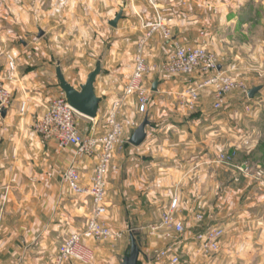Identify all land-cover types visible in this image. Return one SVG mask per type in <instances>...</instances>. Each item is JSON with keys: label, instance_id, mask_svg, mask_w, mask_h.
Masks as SVG:
<instances>
[{"label": "crops", "instance_id": "0c3cea01", "mask_svg": "<svg viewBox=\"0 0 264 264\" xmlns=\"http://www.w3.org/2000/svg\"><path fill=\"white\" fill-rule=\"evenodd\" d=\"M55 1H66L71 9L67 8L65 13L61 12L60 7L53 9L52 17L69 20L74 9L70 4L76 0H52L53 3ZM83 1L86 4L91 0ZM126 1H129L127 3L130 6L128 12L123 9L125 0H100L111 10H123L124 16L117 27H112L114 34L119 36L99 55L103 56V70L96 81L97 94L102 98L98 116L96 119L78 116L79 129L84 134L93 129L101 135L108 130L106 116L112 102L124 94V87L133 71V55L142 37L140 33L143 32L144 22H153L159 12L165 22L170 21L174 38L190 44L186 36L192 28L185 21L188 15L180 4L194 1L202 5L205 0H152L149 4L142 0L140 7L144 15L137 18L131 13L136 8V0ZM210 1L214 4L217 18L232 22L250 20L259 5L263 7L264 13V0ZM41 14H44L43 10ZM192 14L190 18L198 17V13ZM114 18H108V23ZM175 24L179 27H172ZM52 29H57V26ZM155 40L157 37L148 40L145 46L150 66V75L146 76L145 84L152 88L147 112L140 113L135 98L130 97L125 99L121 107L119 118L126 127L123 136L125 144L113 159L114 170L110 172L106 195L109 208L104 220L108 222L112 218L118 226L127 229L149 228L161 222L173 197L178 195L181 200L177 217L183 219L188 228V218L196 220L199 213L205 216L202 196L210 195L212 191L215 194V189L217 202L212 225L222 226L225 233L218 252L214 254V264H224V259H227L226 264H264V176L257 181V171L244 170L243 163L242 172H237L239 168L236 167L229 168L231 172L228 171L226 182L221 180L223 176L220 170L212 168L211 186L205 184V167L212 162V152L221 148L218 138L205 140L203 135L204 129L214 127L216 119L210 114L214 102L212 92L210 89L204 90L196 110L187 109L179 93L186 88L188 80L183 76L162 72L163 58H152L150 54L153 49L156 52L163 51V47L157 45ZM98 59L94 63H86L91 68L78 82L70 77V68L57 61L55 66L42 65L17 74L16 79L9 84L11 103L0 109V264H53L67 232L74 231V225L81 223L84 215V226L86 224L88 214L85 211L90 210L91 198L75 194L62 181L64 170L75 159V149L62 150L31 128L34 120L42 116L50 102L62 93L56 76L57 66L60 65L66 79L78 87L86 81ZM155 83L156 91L153 90ZM262 86L252 100L249 97L245 100L239 98L229 107L233 110L239 106L247 107L251 101L252 106L260 104L262 108H256L264 111ZM253 87L250 86V89ZM233 93L228 95L227 101ZM141 114L143 119L148 116L150 125L146 127L145 141L140 146H134L129 139L143 121L140 119ZM203 119H211L212 125L206 124ZM261 130L254 127L249 140L240 143L228 137L226 145L231 148L239 144L240 156L253 159L260 154L259 148L264 143V130L262 133ZM76 160L82 184L88 188L97 160L89 157ZM222 198L227 204L220 203ZM196 226L193 227L195 232L200 230L199 225ZM121 231L125 233L120 240L123 244H113L101 251L91 248L95 257L92 264H118L131 241L130 233L126 234L123 229ZM145 236L142 232L141 241L144 244L145 240L151 242ZM85 243L92 247L91 241L86 240ZM141 249L145 261L140 259V264L151 262V248L143 246Z\"/></svg>", "mask_w": 264, "mask_h": 264}, {"label": "rangeland", "instance_id": "374dc122", "mask_svg": "<svg viewBox=\"0 0 264 264\" xmlns=\"http://www.w3.org/2000/svg\"><path fill=\"white\" fill-rule=\"evenodd\" d=\"M141 1L142 0H136V8L131 12L132 16L135 18L144 15L143 9L140 7ZM144 1L148 4L152 2V0ZM127 2L129 1L125 0L123 4V9H127L126 12L130 10V6L128 7L129 4ZM180 5L181 9L188 15L185 21L188 23L189 28H192L190 29L191 31H189L190 34L186 36L187 43L201 45L214 53L224 73L237 81L245 83L247 89L250 90V86L264 85V13L262 12L263 9H261L263 7H260V5L257 6L255 14H253L254 17L248 21L235 20V22H232L226 18H217L214 4L210 0H205L202 5L194 1L184 2ZM71 6L74 8L71 11L73 15L71 14V17L67 20L63 18H53L51 15L53 9L58 7H60L61 12L65 13L69 7L66 1H55V3H53L52 0H0V90H7L11 97L9 84L16 79L18 75L42 65L49 66L50 64V66H55L57 61L62 63L66 68H70V77L75 79L76 82L86 76V73L91 68H88L86 63H89V61L90 63L91 61L94 63L101 52L103 50L106 51L111 42L117 38L116 36H119L114 34L115 31L108 23V18H114L119 12V9L117 8L118 11L111 10V7L109 8V6H107V8L105 3H101L100 0H91L90 3L86 4L83 0H76L75 3L70 4V7ZM42 10L44 11L43 15L41 14ZM192 13H198V17L190 18ZM146 23L149 22H144V24ZM166 25L171 31L172 28L169 20H166ZM56 26L57 29H52V27ZM173 26L179 27L178 24L172 25V27ZM142 30L143 32L140 33L141 35L147 32V29L144 27H142ZM171 34L173 35L172 31ZM155 37H157V40H155L157 45L162 46L163 51L156 52L153 49L150 54L152 58L162 57L164 59L170 49V45L160 32L154 34L150 41ZM12 60L16 66L15 70L10 68V64L13 62ZM148 75L150 74L148 73L147 76ZM232 96L231 99L229 98V101L226 102L222 110L216 111L213 107L210 108L211 116L213 115L216 117L213 123L214 127L211 126L203 130L205 140L209 138H218L221 145L219 151L212 152V162L208 167H205L204 173L206 177L204 181L209 187L212 183L210 179L211 171L219 169L221 176H223L221 180L223 179L226 182L227 178H229L227 174L229 168H234L219 163L217 160L219 153L226 152L230 148L226 145V141L229 140L228 137L240 143L243 140H249L248 138H250L249 136L251 132H253L252 130H254V127L262 129L261 133L264 130V111L257 109L262 108L260 104L252 106V102L249 101V108L239 106L233 110L229 107V104L239 98L244 100L247 99L248 94L243 90L234 92ZM262 105L264 108V104ZM143 114H141V120L143 119ZM36 120H34L31 128L34 132H36L34 127ZM203 121L208 125H212L211 119H203ZM124 144H120L113 153L107 175L106 195H108L109 190L108 181L110 172L114 170L113 159L116 157L119 148L124 146ZM231 148L238 149L236 164L239 165L240 168L237 169V172H242L243 167L241 164L244 163V170L250 169L257 171V173L262 171L263 174L261 176L257 175L256 178L257 181L262 180L264 176V143H262L259 148L260 154L253 159H247L246 157L242 158L240 156L239 144L233 145ZM255 165L259 166L256 167ZM212 168L213 170H211ZM257 181L254 182L258 184ZM222 187L224 186L222 185ZM110 192L113 191L111 190ZM214 192L215 194L212 191V194L202 196L204 199L203 208L206 210L203 221L199 222L197 219L195 220L191 217L187 219L190 227L188 226V228H186L188 239L184 242L172 243L158 236V234L152 235L151 227L123 228L118 226L117 221L112 218L110 219L111 221H108L109 227L115 231H121V229H123L126 231V234L130 233L131 229L139 231L141 248L143 246L151 248L149 251L151 252V262H147V264H168L166 261H158L156 256L159 251L168 248L175 249L177 254H179L178 264H214L215 255H205L202 253L198 248V243L192 239L193 235L196 233L193 227L196 228V225H199V228H204L213 224V211L216 208L215 205L217 202V192L215 189ZM220 203L227 204V201L222 198ZM200 210L203 212L202 207ZM85 213L89 214V211H85ZM85 216L86 215L82 216L81 223L79 222L74 225V231L84 228L85 220L83 221V219ZM106 216L107 215H105V220ZM142 232L146 234V238H149V240L151 239V242L145 240L144 244V241H141ZM123 234L125 236V233ZM122 238L120 240H122ZM162 238L164 240H162ZM120 240H89L93 243L92 247H89L86 243L85 245L90 250L91 248H97L101 251L113 244L117 245L119 243L121 245L122 242H120ZM130 243L126 251L129 249ZM156 249L159 251L157 252ZM93 258H95L94 255L88 263H82L81 261L73 259L67 262L70 264H92ZM140 259H142L143 262L145 261V258L141 255ZM121 260L122 258H120L118 264L121 263ZM226 263L227 259H224V264Z\"/></svg>", "mask_w": 264, "mask_h": 264}, {"label": "built area", "instance_id": "2783aa9c", "mask_svg": "<svg viewBox=\"0 0 264 264\" xmlns=\"http://www.w3.org/2000/svg\"><path fill=\"white\" fill-rule=\"evenodd\" d=\"M147 32L139 39L133 55V71L124 87V94L120 99L112 102L106 116L108 130L101 135L91 130L84 134L79 129L77 113L67 102L62 92L50 102L46 112L40 116L35 124V131L45 140L52 141L60 149H75V159L64 170L62 181L77 195H87L91 198V206L82 230L68 231L58 248L53 264H65L68 260H78L88 263L93 252L86 245V240H114L123 237V231L111 229L103 217L108 212L109 204L106 199L107 175L115 149L123 143L126 130L125 124L119 118L123 102L126 98H135L139 112L146 113L151 103V87L145 84V78L150 72V66L145 54V46L154 34L160 32L170 45L166 57L161 63L162 72L172 76H183L188 80L179 98L190 111L197 108L202 92L210 89L214 98L213 108L216 111L223 109L227 97L234 91L249 89L245 83L233 79L221 69L217 57L201 45L185 44L176 40L167 28L165 19L159 12L156 19L143 25ZM13 61V60H12ZM10 68L16 69L14 61ZM7 90H0V109L8 107L11 103ZM249 108V106H247ZM25 109L23 105L22 110ZM237 148H229L226 152L218 154L217 160L227 166L240 168L236 164ZM96 158L97 163L91 179L90 187L82 184L81 173L77 167V158ZM262 171L258 173L259 176ZM180 208V198L175 195L169 208L162 215L161 222L151 226V234L163 237L168 242H184L188 239L186 224L177 217ZM196 219L201 222L204 217L199 213ZM224 228L219 225H208L198 230L192 237L198 243L199 250L205 255H214L218 252ZM158 261L168 264H178L179 254L172 248L163 249L157 253Z\"/></svg>", "mask_w": 264, "mask_h": 264}, {"label": "water", "instance_id": "95a60500", "mask_svg": "<svg viewBox=\"0 0 264 264\" xmlns=\"http://www.w3.org/2000/svg\"><path fill=\"white\" fill-rule=\"evenodd\" d=\"M123 10H120L114 19L109 21L112 27H117L119 21L123 18ZM103 56H100L96 67L88 74L86 81L75 86L66 79V76L60 65L56 68V76L60 88L65 94L69 105L80 115L90 119H96L99 113V105L102 100L96 91V81L103 70ZM263 88L262 85L255 86L248 91L250 99L255 98L256 94ZM153 90H157V83L154 84ZM150 125L148 116H146L139 126L133 132L129 142L134 146H140L146 139V127ZM130 247L123 256L120 264H140V255L142 253L140 232L130 230Z\"/></svg>", "mask_w": 264, "mask_h": 264}, {"label": "trees", "instance_id": "16d2710c", "mask_svg": "<svg viewBox=\"0 0 264 264\" xmlns=\"http://www.w3.org/2000/svg\"><path fill=\"white\" fill-rule=\"evenodd\" d=\"M200 229H203V228H200Z\"/></svg>", "mask_w": 264, "mask_h": 264}]
</instances>
